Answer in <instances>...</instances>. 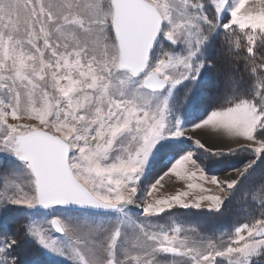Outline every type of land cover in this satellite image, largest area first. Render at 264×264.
<instances>
[{"label": "snow or ice", "instance_id": "6c2138e0", "mask_svg": "<svg viewBox=\"0 0 264 264\" xmlns=\"http://www.w3.org/2000/svg\"><path fill=\"white\" fill-rule=\"evenodd\" d=\"M0 264H264V0H0Z\"/></svg>", "mask_w": 264, "mask_h": 264}, {"label": "rangeland", "instance_id": "374dc122", "mask_svg": "<svg viewBox=\"0 0 264 264\" xmlns=\"http://www.w3.org/2000/svg\"><path fill=\"white\" fill-rule=\"evenodd\" d=\"M205 136V137H204ZM204 136H202L201 138L203 139V140H205V141H207L208 142V144L209 145H213L215 142L212 140V139H210L207 135H204ZM233 163H239L238 162V160H236V161H233ZM39 259V258H38Z\"/></svg>", "mask_w": 264, "mask_h": 264}, {"label": "bare ground", "instance_id": "6f19581e", "mask_svg": "<svg viewBox=\"0 0 264 264\" xmlns=\"http://www.w3.org/2000/svg\"><path fill=\"white\" fill-rule=\"evenodd\" d=\"M205 137V136H204Z\"/></svg>", "mask_w": 264, "mask_h": 264}]
</instances>
